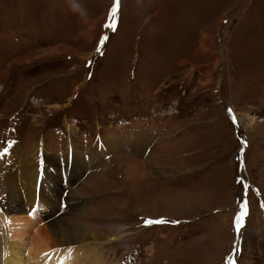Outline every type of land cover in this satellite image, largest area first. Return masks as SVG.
<instances>
[{
  "label": "rangeland",
  "instance_id": "1",
  "mask_svg": "<svg viewBox=\"0 0 264 264\" xmlns=\"http://www.w3.org/2000/svg\"><path fill=\"white\" fill-rule=\"evenodd\" d=\"M35 154L67 173L22 202L31 234L104 236L46 260L264 264V0H0V242L25 259Z\"/></svg>",
  "mask_w": 264,
  "mask_h": 264
},
{
  "label": "bare ground",
  "instance_id": "2",
  "mask_svg": "<svg viewBox=\"0 0 264 264\" xmlns=\"http://www.w3.org/2000/svg\"><path fill=\"white\" fill-rule=\"evenodd\" d=\"M14 152H15V149H13L10 152V154H8L7 157L12 158ZM76 164L79 165L80 163H76ZM51 165L52 164L49 159H47L46 157H42L41 154L40 155L35 154V156L28 162V165L26 166L27 168L33 170L31 171V177L29 178V183L27 184L28 190L22 193L20 192L18 194V192L15 189H12L11 195H9V203L12 205H15L9 209V213L11 215L10 217L12 220L17 221L15 222V225H14L15 228L16 226L23 227L21 231H17L15 233L11 230V233H14V237H16L20 241H24L25 237H28V236L31 237V240L29 241V244H28L29 247L27 248L28 249L27 251L32 253V255L30 254L31 257L28 259H25L26 258L24 255L25 253H24L23 247H21L20 244L18 245V244L13 243V244L5 245L3 243L4 241L1 240L0 247L1 249L3 248L2 250L3 258L0 264H43L48 260H49L48 261L49 263H45V264H65V262L67 264H70V261L72 262V260H70L71 259L70 256L65 254V252H63V254L61 252L57 254L54 251L56 254L53 256L51 255L50 257H47V260L45 258L47 255L46 256L44 255L45 257H43L39 254L49 250L52 246L56 247V246H61V245L63 246L73 245L75 243H81L83 241L84 242L85 241H100V240L102 241L104 239V236H97L96 234L89 233L88 230L83 231L84 234L81 236H77L74 234L71 235L72 232L69 230L68 225L64 223L63 221H61L60 219L52 222L50 226L45 227L43 229L40 228L35 233L31 234L30 230L34 228L32 224L30 225L32 221L31 220L29 222L27 221L28 217L25 218V214L23 213L24 209L21 207V205H22V202H26L27 204H30L33 198L37 202L39 199H42V198L44 199V197L48 198L49 203H51L54 206L56 205L54 202V197L49 196L50 193H49L48 187L41 188L40 185H42V182L44 184L43 180L49 177L51 179L52 178L54 179V176H55V179L58 178V181H59L60 175L65 176L67 171H63L64 169L63 170L59 169V166L57 169L56 168L52 169ZM9 185L12 187H16V183L12 178L9 181ZM72 200H77V199L75 197H72ZM42 203L43 202H39V205H41ZM24 222L28 223V224H25V227H26L25 229H24ZM3 231H6V227H4ZM112 239L113 238H111L110 240L113 241L114 239L113 240ZM72 242H75V243H72Z\"/></svg>",
  "mask_w": 264,
  "mask_h": 264
},
{
  "label": "clouds",
  "instance_id": "3",
  "mask_svg": "<svg viewBox=\"0 0 264 264\" xmlns=\"http://www.w3.org/2000/svg\"><path fill=\"white\" fill-rule=\"evenodd\" d=\"M79 8H80V5L78 3L73 5V10L74 11L78 10Z\"/></svg>",
  "mask_w": 264,
  "mask_h": 264
},
{
  "label": "snow or ice",
  "instance_id": "4",
  "mask_svg": "<svg viewBox=\"0 0 264 264\" xmlns=\"http://www.w3.org/2000/svg\"><path fill=\"white\" fill-rule=\"evenodd\" d=\"M6 152H7V149H4V154H6ZM237 223L239 224V219L237 220Z\"/></svg>",
  "mask_w": 264,
  "mask_h": 264
}]
</instances>
